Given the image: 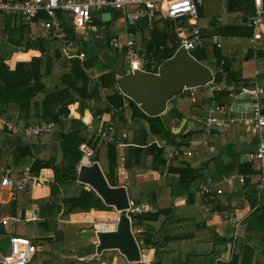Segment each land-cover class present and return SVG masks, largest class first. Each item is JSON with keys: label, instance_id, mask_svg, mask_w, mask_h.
Returning a JSON list of instances; mask_svg holds the SVG:
<instances>
[{"label": "trees", "instance_id": "1", "mask_svg": "<svg viewBox=\"0 0 264 264\" xmlns=\"http://www.w3.org/2000/svg\"><path fill=\"white\" fill-rule=\"evenodd\" d=\"M209 1L211 0H203L197 24H200L201 18L206 16L205 3ZM225 9L227 14L222 15L224 18L222 22H219V33L234 39L252 38L254 28L249 25V20L251 12L255 10L254 0H225ZM57 13L66 31V43L75 40L84 44L83 37H78L75 32L72 14L61 9ZM46 19L47 15L42 11L33 21L40 26L41 21ZM188 20V16L181 18L183 26L190 25ZM0 21L5 24L7 30L3 32V35L11 48L27 50L34 47L42 52L40 56L33 57L31 61L18 62L14 69H11L6 62L8 54L2 53L0 56V119L9 121L14 118L16 115L14 108L7 106L15 104L19 109L17 124L24 122V127L18 132H10L6 124L0 128V159L5 154L11 156V161L8 165L6 164V167L11 168L12 178H23L27 168L29 175L26 188L20 190L14 187L15 197L7 204L0 203V212L14 216L21 209L22 215H25L27 208H30L32 204H37L42 221L27 223L22 220L15 225V233L26 236H35L39 233L54 235V238L46 240L51 244V249L38 250L28 264L58 261L60 252L66 248H77L80 254L88 249L89 251L95 250L94 244L85 249L86 240L83 236L67 238L59 227V219L61 215L67 216L72 213L113 210V207L107 205L94 189L89 190L86 184L78 182V169L83 157L86 156L82 148L85 144L94 153L89 157L92 161H98L100 164L103 162L102 165H107L105 175L108 181L114 186L119 185L117 145H119L118 136L125 131L128 133L130 125V118L126 116V108L131 110L133 121L136 119L143 121L146 134L141 137L140 143L135 142L134 138L132 143H129L124 161L125 167L129 169L133 165H144L149 166L150 169L161 170L163 174L172 175L167 177L170 182L163 186L162 192L158 193L157 187L150 191V194L153 192V199L157 203L155 208L149 210H136L142 204L148 190L135 184L128 185L129 196L133 201L129 215L132 219V227L137 229L135 236L140 247L156 248L157 260L153 264H215L218 253H220L217 249L209 255H200V250L194 247L196 244H193L194 246L185 244L186 241H194V237L174 234L184 222L179 221L175 216L174 205L170 203V197L183 193L187 195L188 202H194L201 183L216 188L223 183L224 176L232 172L237 171L246 175L255 173L254 160L242 162L241 156L255 153L258 145L257 137L242 142L237 137L231 136L229 131L214 129L210 135H206L201 128L186 132H184L185 128H182L176 131L174 126L181 123L180 120L173 119L166 114L149 116L135 101L118 89L116 72L102 61L99 54L100 49L89 50L84 47L80 49L85 54L84 60L78 57L68 58L63 55L59 47H51L47 43V52V47L42 44L37 45L31 38V21L22 15L0 13ZM217 23L214 18L212 25H217ZM263 27L264 24L263 34L255 42L256 54L262 58L264 57ZM177 38L173 48L154 47L151 40L147 42L146 48L142 49L148 58L146 70L158 72L159 64L174 54L180 40V37ZM54 39L59 40L57 37ZM211 39L210 36L201 37L198 45L191 49L190 53L198 61L215 71L214 84L219 88H215L211 93L208 88L198 87L191 94V103L188 104L192 110L210 111L212 104L219 105L221 100H228L230 95L239 94L245 88L254 87L257 81L264 88V65L261 66V73L256 78L243 77L242 70L236 69V66L239 67L242 64L238 62L242 55V47L240 45L236 47V53L233 56L224 55L217 43ZM253 55L254 49L249 47L245 58L250 59ZM95 69L101 71L96 79L94 78ZM111 87L114 88V92L105 94V90ZM173 98L168 105L179 108V105H176L178 101ZM262 100L264 105V97ZM102 102L104 107H102ZM75 103H79L80 113L89 109L94 117L111 113L114 118L113 122L110 124L105 122L102 128L115 136L117 141L111 143L102 141L98 135V128L89 132L87 124L77 118H72L70 116L71 106ZM228 114L236 117V114L229 110ZM50 122H53V127L46 134L45 144L41 145L37 136L29 137L30 142L26 145L19 144V137L24 134L27 127ZM215 133H218L216 141L213 140ZM123 137H126V134L125 136L123 134ZM204 138L214 145L213 150L201 152L198 156L186 155V149L192 143ZM168 146L175 149L170 164V156L166 154ZM229 151H235L236 155L228 164L225 162V157ZM213 165L215 167L212 170ZM45 168L53 172V180L49 184L50 194L36 199L26 198L25 192L31 190L42 169ZM1 176L0 173V181ZM237 183L238 191H245L250 185V180L244 183L238 180ZM249 193L248 199L251 206L255 207L257 189L249 190ZM234 198L236 196L231 193L215 191L208 202L213 204V211L227 212L233 206ZM162 199L165 201L159 204ZM259 213L264 217V204L257 206L252 215ZM4 227L5 225L0 224V242L6 241L8 237ZM24 228L28 229L30 234L23 232ZM175 239L183 243L179 248L169 244ZM220 241L223 243V240ZM8 251L9 249L4 252ZM254 252L255 247L246 245L243 240L241 246L234 248L232 259L227 263L219 264H253ZM97 262L93 260L91 264H98ZM117 264H127L124 256H119Z\"/></svg>", "mask_w": 264, "mask_h": 264}, {"label": "crops", "instance_id": "2", "mask_svg": "<svg viewBox=\"0 0 264 264\" xmlns=\"http://www.w3.org/2000/svg\"><path fill=\"white\" fill-rule=\"evenodd\" d=\"M206 4H208L207 10L211 9L210 16H212L210 17V19H206L208 20L206 24L200 23L194 26V24H192L188 20L190 25L183 26L181 19H177L174 24L175 30H171L172 24L169 22V18H166L164 16H160L156 23L162 24L164 21L167 22L168 31L171 33L170 38H171V42L173 45H174V42L178 39L177 37L181 38V37L191 34L194 27H197L199 29L200 28H217L218 29L219 22H222V19L224 18V16H222L224 15V13H220V12H223L225 9L224 8L225 0H211L209 2H206L205 5ZM222 8H223V11H221ZM110 11H115L116 15L109 16V20H106V21L102 20L101 14L104 12H110ZM217 11H219V13H217ZM203 18L204 17H202L201 20ZM214 18H216V21L218 23L217 25L213 26L212 23L214 21ZM43 22L44 21L42 20L40 23V26L35 21L31 22V38L35 41L39 40L40 44H42L44 47H47V52H48V46L50 45L49 40L54 39L57 36L50 34L49 31L44 28ZM197 22H198V19H197ZM94 26L97 28V30H94ZM100 26L102 27L103 31H100L101 30ZM150 27L151 25H149L147 20L144 18L138 19V20H127L125 18V15L121 11H117L112 8H106L102 10L94 9L93 10V21L91 25L88 26V28L84 30V32H81L76 29H75V32L77 33L78 37H83L85 41L94 42V44L96 42L97 46H95V48L97 49H109L111 52L120 54L122 52L115 45V41L125 42L127 41L128 38H133L138 50L143 52L142 49H145L147 46V42L151 40ZM117 28L119 30H117ZM5 30H7L5 28V24L3 23V21H0V56L2 55V53L9 55L6 59V62L10 66L11 69H14L16 67V64L20 61H25V62L31 61L33 57L41 55L42 53L41 50L36 49L34 47H31L27 50H24V49L14 50L13 48H11L9 43L6 40V37H4L3 35V32ZM104 30L108 32L107 36H105V33H103ZM263 30H264V27H263ZM174 32H176L177 37L176 35H173ZM128 33H132V35H129ZM262 34L263 33L261 30L260 36ZM50 35L52 36L50 37ZM136 35L138 36L139 39L136 37ZM210 37H212L211 40L214 43H217L218 47L222 50L224 55L233 56L236 53V50H235L236 47H238L239 45L242 47L241 48L242 55L239 57L240 60L238 61L239 63H242V64L241 66L239 65V67L236 66V69L242 70L241 73L243 77L256 78L257 77L255 75L256 71H259V74L261 73L260 68L262 65H264V57L263 58L259 57L256 54V46H255L256 40L259 39L260 37L257 38L255 41H253L252 39L253 37L250 39L228 38L220 34L219 30H218V35L210 36ZM47 43H48V46H47ZM71 43H72L71 41H67L66 44H71ZM77 44L81 45L79 42H77ZM249 47H253L254 55L250 59H246L245 55ZM68 50H70L71 53L73 54H79L81 52L80 50L75 52L71 50V48H68ZM61 51L63 53V50ZM154 64H156L155 61H154ZM213 72L215 71L213 70ZM99 74H101V71H99L98 69H95L94 78L96 79ZM117 77L118 75H116V78ZM202 87L209 88V89L213 88V90L217 88V86H215L214 84V81ZM197 88L198 87L191 88L189 89V91H191V93H194ZM245 89H251V88H245ZM213 90L212 91L210 90V92L212 93ZM240 93L230 95V98L228 100L227 99L221 100L219 106L221 107L222 110L221 111L218 110L213 113L218 116L220 115L230 116L228 114V110H229L233 112L234 114H236V118L240 116H244V117L248 116L251 110L250 100L248 98H245V94H246L245 92H243L242 94ZM236 95H240L244 98L240 99V97L239 96L236 97ZM216 105L218 104H215V103L212 104V108L215 107ZM104 106L105 105H103V102H102V107ZM7 107L14 108V113L16 114L14 115V118L10 119L9 121L17 123L16 118L18 116V110H19L18 105L10 104ZM187 111H188L187 115L182 113L184 115V119L180 120L181 123L179 124V126L178 125H176V127L174 126V129L176 131H180L182 128H185L184 132H186L187 130L201 128L204 131L203 119L207 115H209V111L208 110L206 111L198 110V109L192 110V108L191 109L189 108ZM70 116L72 118H77L81 122L83 121L85 124H87L89 132L95 131L96 128L100 129L101 127H103L102 125L105 122L106 123L108 122L109 124L112 123L114 119L111 113H104L102 115L99 114L96 117H94V115L92 114V111L89 109H86L83 113H80L79 103H75L71 106ZM126 116L130 118L129 127H131L132 130L134 129V131L132 133H129V132L127 133L125 131L120 136H118L119 145H117V150H118V156H119V166H118L119 185H125L128 190V185L131 183V184L137 185L138 187L142 186L143 188L148 190L147 195H144L142 204L139 207H137L136 210L141 211V210L153 209L155 208L157 201L153 199V192L152 194H150V191L151 190L153 191V189L157 187L156 189L158 190V193L162 192L164 189L163 186L167 185L170 182L167 177L172 176V175H169L168 173L163 174L161 170H154L152 168L150 169L149 166L146 167L144 165H133L129 169L125 167L124 161H125L127 150L129 148V143H132L133 138L135 139V142L140 143L141 137L146 134L145 129L133 127L137 123V121H140L141 123H143V121L140 119L133 121V119L131 118V110L128 108H126ZM5 124H6V120L0 119V128L5 126ZM97 124L101 127H98ZM17 126L20 130L21 128L24 127V122H20L19 125L17 124ZM215 129L220 130V131H229L231 133V136L235 138L237 137L238 140L242 142L250 141L253 137H255L254 131L251 128V126L246 123H240L239 121H236L234 123H227ZM123 134L124 136L126 134V137H123ZM214 139L215 141L218 139V133H215V135L213 136V140ZM204 140L206 139L204 138L202 140H198L195 144L192 143L190 145L189 150H192V149L193 150H192V155H189V156H198L201 154V152H204V151L208 152V151L213 150L214 145L212 143L202 144ZM29 142H30V138L25 136L24 134L19 137V144L26 145ZM45 142H46V135L39 137V143L41 145L45 144ZM196 147H201V148L196 151ZM173 149L174 148L171 146H168L166 148V154L169 155L170 158L172 159H173V155L175 151V149L174 150ZM235 155H236L235 151L234 152L229 151L226 154L225 162L228 164L231 163L230 161L233 159ZM89 156L90 154L85 156L84 160L88 159ZM248 156H249L248 161L252 159L254 160V163L256 164L255 159H254V153L252 155L248 154ZM10 161H11V156L8 154H5L3 158L0 159L1 175H3V169L7 168L6 166L9 164ZM214 167L215 165H213L212 170ZM232 173H239V172L236 171ZM36 180L37 181L32 185L31 190L25 192V197L28 199L41 198V197L48 196L50 194L49 184L53 180L52 170L49 168L42 169L39 177ZM237 182L238 181H231V182L224 181L223 183H220L225 194L231 193L236 196V198H234L233 206L227 212L213 211L212 210L213 204L204 199V196L199 192V187H198V191L196 193L194 202L193 201L188 202L187 195L183 193H178L176 195L171 196L170 203L174 205V214L175 216H177L179 221L184 222L181 226H179L181 228L175 231L174 234L175 235H187V236L194 237V241L193 240L186 241L185 244H190V245L196 244V246L194 245L193 246L200 250L199 252L200 255L202 254L209 255L217 249L220 253H218L219 255L215 261V264L229 262L232 259L234 248H236V246H239V245L241 246L242 241L244 240L246 242V245H251L255 247V252L253 256V264H264V244H263L264 217H262L260 213L258 215H252V213L254 212V209L257 206L264 204V189L260 192V196H259V190L257 188V183L255 182V180H250V185L247 186V189L245 191L244 190L238 191L239 189H238ZM201 184H206V183H201ZM254 188L257 189V193H256L257 203L255 207L251 206L250 200L248 199L250 195L249 190L251 191ZM14 197H15V192L9 186H3L0 189V203L7 204ZM142 197L143 195L141 196V198ZM159 198H160V195H159ZM130 201H131V204L133 205V201L131 200V198H130ZM152 201H154L155 203L154 204L151 203ZM164 201L165 199H162L159 202V204L163 203ZM132 207H131V210H132ZM31 210L39 214L37 204H32L30 208L26 209V212L31 211ZM107 212H110V211L91 210L90 212L72 213L67 216L61 215L59 219V227L67 238H72L75 236L76 230L79 229L80 233H83V231H85L84 229H81L82 227H85L84 224H90L92 222L91 223L92 225L94 223V220L97 219L98 215L100 214L103 215ZM19 214H23L21 209L17 211L16 215H19ZM4 216H11V215H9L6 212H0V219ZM25 222L29 223L32 221H25ZM98 224L100 223L98 222L97 225ZM69 227H71L69 230H75V231L71 233L68 230ZM4 229L6 231L5 234L8 235V237L6 241L0 242V254L5 253L4 251L9 249V236L10 234L15 233L14 231L15 226L5 225ZM22 230L23 232L30 234L29 231H27L28 229L24 228ZM40 235L41 236H52V238H54L53 234H47V235L40 234ZM27 236L37 240L36 237L33 235H27ZM39 239L41 241V237ZM220 240H223V243H221ZM43 242L38 243L39 250L51 249V244L48 241H47L48 243H47L46 248L44 247ZM97 243H98L97 236H95L94 239L88 242L85 248L87 249L89 248L91 244H94L95 245V250H93L94 252L91 250L89 251L88 249L83 254H80L77 248H73V247L66 248L60 252V260L58 261L54 260V261H50L44 264H87V263L91 264L93 260L98 261L97 262L98 264H117L119 256L121 255L124 256L123 254L119 252V250H115V249L114 250H104L100 255H96L95 253H96ZM169 244L176 248H179L183 243L181 240L175 239ZM141 252H142L143 258L141 261H138V262H129L124 256V258L127 261V264H153L156 262L157 260L156 259V248H141Z\"/></svg>", "mask_w": 264, "mask_h": 264}, {"label": "built area", "instance_id": "3", "mask_svg": "<svg viewBox=\"0 0 264 264\" xmlns=\"http://www.w3.org/2000/svg\"><path fill=\"white\" fill-rule=\"evenodd\" d=\"M202 3L203 0H0V13L5 15H22L25 19L32 22L40 12L44 11L47 15V19L43 22L44 28L47 29L50 34L59 37L65 45L66 31L58 17L57 11L59 9L70 12L72 14V22L75 29L84 32L93 21V10H102L106 8L121 11L127 20L144 18L151 26L156 24L160 16L169 19H181L188 16L189 21L196 26L199 17V7ZM254 4L255 10L249 20V25L254 28L253 41L260 37V31L264 24V0H254ZM94 30H97L95 26ZM128 34L132 35V33ZM200 38V29L194 27L191 34L180 38L176 49L184 47L190 52L191 49H194L198 45ZM115 45L125 54L126 70L128 72H135L142 69L146 70L148 62L146 53L138 50L133 38H128L125 42L115 41ZM62 50L63 54L67 57H78L81 58V60L85 59L84 52L73 54L70 50L65 48H62ZM258 74L259 71H256L255 75L257 76ZM209 90L212 91L213 88ZM243 92L246 93L245 98L250 100L251 110L248 116H240L238 118L218 116L213 112L218 110L221 111L222 109L219 105H216L211 108L209 115L203 119V128L206 135H210L213 129L236 121L251 126L258 139L257 149L254 153L256 172L247 175L232 173L224 176L223 179L227 182L239 180L241 183H244L248 179L255 180L260 196V192L264 189V105L262 100L264 97V88L256 82L253 88L245 89ZM6 126L10 132L19 131L16 122L6 121ZM52 127L53 122L29 126L25 129L24 135L27 137L45 136L50 132ZM98 135L101 137L102 141L106 143L117 141L115 136L109 134L107 130L103 128L98 130ZM203 143L208 144V141L204 140L202 144ZM85 146V144L82 145V148ZM186 154L192 155V150L188 148ZM87 163L92 162L88 159ZM11 172V168L9 167L3 169L0 189L3 186H9L11 189L17 187L20 190H24L29 178L28 168L24 172V177L21 179L12 178ZM87 188L89 190L93 189L89 185H87ZM215 191L217 193H222L224 190L221 186L215 188V186L209 184H201L199 186V192L204 196L206 201H209L213 197ZM21 220L34 222L41 221L42 219L37 212L31 210L27 211L25 215L4 216L0 219V223L6 226H15ZM38 250L39 244L33 238L12 233L9 236V251L0 254V264H28Z\"/></svg>", "mask_w": 264, "mask_h": 264}, {"label": "water", "instance_id": "4", "mask_svg": "<svg viewBox=\"0 0 264 264\" xmlns=\"http://www.w3.org/2000/svg\"><path fill=\"white\" fill-rule=\"evenodd\" d=\"M115 16V11L101 14L102 20H109ZM253 13H251V16ZM100 20V19H99ZM177 19H169L171 30H175ZM201 37L218 35L217 28H200ZM167 22L156 23L150 27V36L154 47H170L174 45L170 38ZM173 35H177L176 32ZM37 45L39 40L35 41ZM103 42V41H102ZM100 58L116 72V85L118 89L135 101L138 106L149 116L166 114L173 119L183 120L184 115L178 107H170L168 103L172 98L191 89L207 85L214 81L215 72L198 61L187 49H175L172 57L165 59L158 66V72L137 70L128 72L124 53H114L109 49H100ZM114 92V88L105 90V94ZM84 158V157H83ZM82 159L78 169V182L91 186L103 201L112 206L118 213V221L112 229L96 230L97 245L96 255L104 250H119L129 262L142 260V252L132 228V219L129 215L132 204L125 185H112L98 161L87 163ZM242 162L249 160L248 154L241 157ZM169 162H172L170 158ZM169 163V164H170ZM52 236H42V240L51 239Z\"/></svg>", "mask_w": 264, "mask_h": 264}, {"label": "rangeland", "instance_id": "5", "mask_svg": "<svg viewBox=\"0 0 264 264\" xmlns=\"http://www.w3.org/2000/svg\"><path fill=\"white\" fill-rule=\"evenodd\" d=\"M206 1V0H205ZM206 6H208V4H206ZM225 8V7H224ZM210 10L211 9H208L207 10V12H206V16L200 21V23L201 24H206L207 22H208V20H206V19H210V17H212V16H210ZM217 10V9H216ZM221 11H223V8L221 9ZM217 13H219V11H217ZM220 13H224V16H226V14H227V12H226V10L224 9V11L223 12H220ZM216 15V14H215ZM205 19V20H204ZM100 28H101V30L100 31H103V29H102V27L100 26ZM117 30H119L118 28H117ZM121 30V29H120ZM103 33H105V36H107L108 35V32H106L105 30H104V32ZM136 37L138 38V36L136 35ZM139 39V38H138ZM71 44H66V45H64L63 44V41L62 40H58V39H50L49 40V44L51 45V47H59V49H60V51L62 50V48H65V49H67L68 50V48H71V50H73V51H75V52H77L78 50H80V49H82V48H86V49H89V50H94V49H97V48H95V46H97L96 44V42H95V44H94V42H90V41H85L84 42V44H81V45H79V44H77V42L78 41H75V40H71ZM62 52V51H61ZM64 55V54H63ZM184 94H178V95H176V96H174V98H173V100H177L178 102H176V105H179V109L181 110V112L183 113V114H185V115H187L188 114V109H189V106L190 105H188L189 103H191V91H189V89H185L184 90V92H183ZM237 96H239L240 97V99H242V98H244V97H242V96H240V95H236V97ZM247 103H248V101H247ZM246 103V104H247ZM137 120V119H136ZM136 120H134V121H136ZM179 124L180 123H177V125L179 126ZM98 125V124H97ZM144 125H143V123H141L140 121H137V123L133 126L134 128H142V129H144V127H143ZM97 127V126H96ZM98 127H101V126H99L98 125ZM102 128V127H101ZM129 133H132L133 131H134V129L132 130V128L131 127H129V129L127 130ZM131 135V134H130ZM196 142H194V144H195ZM193 144V145H194ZM201 147H196V149L197 150H199ZM191 149V148H190ZM186 150H188V149H186ZM193 150V149H192ZM84 151H85V155H88V154H91V155H93L94 153L92 152V149L90 148V147H88V146H86V147H84ZM90 155V156H91ZM89 156V157H90ZM90 159V158H89ZM90 161L91 162H93L91 159H90ZM103 163V162H102ZM102 163L100 164L101 165V167H102V169H103V171L105 172H107V165L106 164H103L102 165ZM131 211V210H130ZM129 211V212H130ZM100 216V217H99ZM118 217H119V213L116 211V210H114V208H113V210H110V212H107V213H105V214H103V215H98L97 216V219L96 220H94V223H95V225H94V223L91 225V223L90 224H84V226L85 227H82L81 229H84L85 231H83V233H80V230L78 229V230H76V232H75V236H78V235H80V234H82V235H80V236H83V238L86 240V245L88 244V242H90V240H92V239H94L95 238V236H96V230L98 229V227H97V223L99 222V223H108V224H114L115 226H116V223H117V221H118ZM92 218V217H91ZM24 225V224H23ZM30 226H32V224L30 223ZM71 227H69L68 228V230L70 229ZM133 228V231H134V233H136L137 232V229L135 228V227H132ZM71 233H73L75 230H69ZM76 234H78V235H76ZM35 237H36V241L39 243L40 242V237H42L40 234L39 235H35ZM44 241V242H43ZM42 242L44 243V247L46 248L47 247V241H45V240H43ZM116 250V249H115ZM112 252V251H111ZM114 252V251H113Z\"/></svg>", "mask_w": 264, "mask_h": 264}, {"label": "bare ground", "instance_id": "6", "mask_svg": "<svg viewBox=\"0 0 264 264\" xmlns=\"http://www.w3.org/2000/svg\"><path fill=\"white\" fill-rule=\"evenodd\" d=\"M89 159V158H88ZM88 159H86V160H84L85 162H87L88 161ZM101 225V226H100ZM97 227L98 228H102V229H112V228H114L115 227V225L114 224H107V223H100V224H98L97 225Z\"/></svg>", "mask_w": 264, "mask_h": 264}]
</instances>
